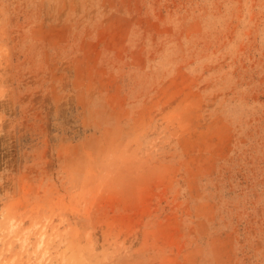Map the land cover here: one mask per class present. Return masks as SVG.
I'll return each mask as SVG.
<instances>
[{"label":"rangeland","instance_id":"1","mask_svg":"<svg viewBox=\"0 0 264 264\" xmlns=\"http://www.w3.org/2000/svg\"><path fill=\"white\" fill-rule=\"evenodd\" d=\"M27 263L264 264V0H0V264Z\"/></svg>","mask_w":264,"mask_h":264},{"label":"bare ground","instance_id":"2","mask_svg":"<svg viewBox=\"0 0 264 264\" xmlns=\"http://www.w3.org/2000/svg\"><path fill=\"white\" fill-rule=\"evenodd\" d=\"M44 228V227H43ZM46 234H47V230H44L40 235H39V243H37V244H40V245H43V244H45L46 243ZM27 239V238H26ZM26 239H24L23 241H25L26 242ZM23 245V244H22ZM47 245V244H46ZM44 247V246H43ZM42 248V247H41ZM46 250V249H45ZM45 252V251H44ZM37 253V252H36ZM35 254V253H34ZM34 254H33V256H34ZM32 256V257H33ZM35 257V256H34ZM31 262H32V260H30ZM29 261V262H30ZM33 261H35V260H33ZM26 262V261H25ZM39 262V261H38ZM28 264V263H27ZM32 264V263H31ZM37 264H40V263H37Z\"/></svg>","mask_w":264,"mask_h":264}]
</instances>
